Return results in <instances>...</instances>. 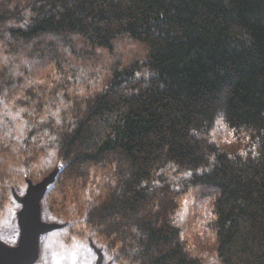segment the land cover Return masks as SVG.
<instances>
[{
    "label": "trees",
    "instance_id": "trees-1",
    "mask_svg": "<svg viewBox=\"0 0 264 264\" xmlns=\"http://www.w3.org/2000/svg\"><path fill=\"white\" fill-rule=\"evenodd\" d=\"M56 166L104 262L264 264V0H0V238Z\"/></svg>",
    "mask_w": 264,
    "mask_h": 264
},
{
    "label": "water",
    "instance_id": "water-1",
    "mask_svg": "<svg viewBox=\"0 0 264 264\" xmlns=\"http://www.w3.org/2000/svg\"><path fill=\"white\" fill-rule=\"evenodd\" d=\"M59 170L58 166L54 167L35 183L27 178V187L23 194L13 191V197L20 205L16 212L18 237L15 244H8L0 239V264H34L40 255V237L63 226L56 222H46L42 215L43 198ZM90 246L96 255L95 264H104L101 249L97 248L91 239Z\"/></svg>",
    "mask_w": 264,
    "mask_h": 264
},
{
    "label": "rangeland",
    "instance_id": "rangeland-1",
    "mask_svg": "<svg viewBox=\"0 0 264 264\" xmlns=\"http://www.w3.org/2000/svg\"><path fill=\"white\" fill-rule=\"evenodd\" d=\"M18 209H17V211H18ZM15 224H16V219H15V223L13 220L12 226L14 227ZM8 228H9V226H8ZM10 229H12L11 231H14V233L10 234L11 236L10 235L9 236H5V235L1 236L2 240L7 238L10 242H13V240L15 239V235H16L17 231L15 229H13L11 226H10ZM17 237H18V233H17ZM5 242H7V241H5ZM59 242L55 244L54 248H52L49 245V243L46 244L47 245L46 250H48V251H50V249H52V250L56 249L57 250V251H55L56 253L54 252V254H53L55 257V259L53 261H55V263H52V264H67L63 261L64 258L68 260V264H95L96 256L94 255V253L90 249V247L88 245V241H86L85 243H82L80 241L77 242L74 245V248L72 249V251L70 253H68L66 255V257L62 256V253H61L62 248H63L61 243L64 244V241L61 243H59ZM105 263H108V262L105 261Z\"/></svg>",
    "mask_w": 264,
    "mask_h": 264
},
{
    "label": "flooded vegetation",
    "instance_id": "flooded-vegetation-1",
    "mask_svg": "<svg viewBox=\"0 0 264 264\" xmlns=\"http://www.w3.org/2000/svg\"><path fill=\"white\" fill-rule=\"evenodd\" d=\"M45 221L46 222H56V223L62 224L63 226L61 228L54 229L48 233L43 234L40 237V243H41V240H43V242L46 241V244L49 243V245L54 248L56 243H58L59 241H60L59 243L64 241V244L61 243L63 247L61 253H62V256L66 257V255L72 251V249L74 248V245L80 240L74 235H72L71 233H69L70 231L68 233H67V230L64 231V228L66 227L64 223H60V222H57L54 220H48V219H45ZM87 241H88V245L90 249H92L90 246L89 237ZM63 261L68 264L67 259L64 258Z\"/></svg>",
    "mask_w": 264,
    "mask_h": 264
}]
</instances>
